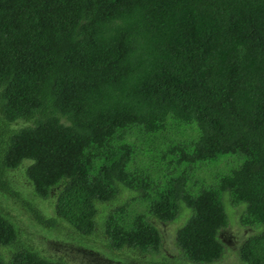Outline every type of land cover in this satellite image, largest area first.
Wrapping results in <instances>:
<instances>
[{
  "label": "trees",
  "instance_id": "trees-1",
  "mask_svg": "<svg viewBox=\"0 0 264 264\" xmlns=\"http://www.w3.org/2000/svg\"><path fill=\"white\" fill-rule=\"evenodd\" d=\"M172 223L264 264V0H0V264H177Z\"/></svg>",
  "mask_w": 264,
  "mask_h": 264
},
{
  "label": "rangeland",
  "instance_id": "rangeland-1",
  "mask_svg": "<svg viewBox=\"0 0 264 264\" xmlns=\"http://www.w3.org/2000/svg\"><path fill=\"white\" fill-rule=\"evenodd\" d=\"M219 164L222 165V163H219ZM226 166L229 167V165H226ZM16 175H17V172H15L14 176H13L14 181H16L17 176H19V175H17V176ZM207 181L209 184H213L214 178L210 177ZM43 202L46 203V205L48 206V210L46 209V212H50L52 207H53V201L49 203L48 200H45ZM2 208L5 211H9L10 213H14L12 208L9 209L6 206H4ZM242 210H243V206H238L237 208H235V210H234L235 216H237V214ZM229 217H230V215H229ZM182 220H180L179 223L182 222ZM176 224H178V223H172V224H167V225L161 226V232H162V235L164 237L162 249L164 250L165 255L172 259L171 260L172 262L175 261L177 264H186L183 260L180 259L179 249L177 248V245L174 242V230H175ZM250 230L251 229H249V228L248 229L242 228L238 224H234L229 229H226L224 231V236H225V240H227V242H228L230 250L228 251V253L226 254V256L222 260H220L219 262L210 263V264H238L236 251L238 250V248H239L240 244L243 242V240L247 237V234L251 233ZM68 247L69 246H67V245H63L62 250H65ZM69 248L71 249V251L69 253L70 257H74V258L79 257V255H76V253L73 252L74 250L71 247H69ZM0 253H2L4 256L8 257V256H10L11 252L9 250H6V249H0ZM134 257H137V256L134 254L131 257L133 260L129 259L126 261V259H128V255H125L123 260H116L115 264H130L135 260ZM134 264H137V263L134 262ZM141 264H145V263H141ZM187 264H191V263L187 262Z\"/></svg>",
  "mask_w": 264,
  "mask_h": 264
}]
</instances>
